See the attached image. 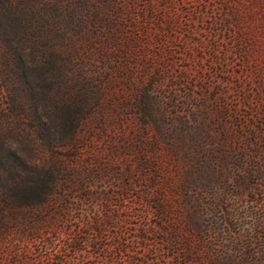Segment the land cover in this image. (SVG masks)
<instances>
[{
    "label": "rangeland",
    "instance_id": "1",
    "mask_svg": "<svg viewBox=\"0 0 264 264\" xmlns=\"http://www.w3.org/2000/svg\"><path fill=\"white\" fill-rule=\"evenodd\" d=\"M222 7L0 0V264H264L260 87Z\"/></svg>",
    "mask_w": 264,
    "mask_h": 264
},
{
    "label": "trees",
    "instance_id": "2",
    "mask_svg": "<svg viewBox=\"0 0 264 264\" xmlns=\"http://www.w3.org/2000/svg\"><path fill=\"white\" fill-rule=\"evenodd\" d=\"M220 1L224 14L228 15V19L233 20V23L239 28L236 43L238 46L237 53L241 55L243 60L252 54L251 57L255 60L254 72L260 88L254 91L253 95L258 100V106H253V108L260 112L261 122L264 125V0ZM241 20H248L246 28ZM248 48L251 52L248 51ZM82 75L86 81H89L87 71H82ZM244 99L248 101L247 96H244ZM218 107L223 111L229 108L226 102L220 103ZM54 188H56V184H54Z\"/></svg>",
    "mask_w": 264,
    "mask_h": 264
}]
</instances>
